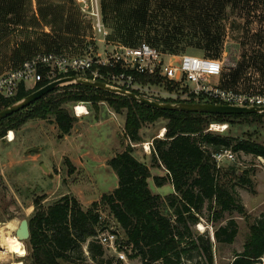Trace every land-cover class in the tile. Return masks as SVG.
Masks as SVG:
<instances>
[{"label":"rangeland","instance_id":"1","mask_svg":"<svg viewBox=\"0 0 264 264\" xmlns=\"http://www.w3.org/2000/svg\"><path fill=\"white\" fill-rule=\"evenodd\" d=\"M102 1L106 39L94 32L89 19L72 0H0V74L37 51L104 53L121 45L147 41L167 57L191 53L221 59L222 86L264 92V0ZM212 81L218 82V77H212ZM151 89V97L156 100L182 99L184 93L183 87L171 81L151 85ZM76 104L66 105L74 113ZM87 106L89 114L77 116L69 134L63 133L53 118H33L7 130L6 134L14 132L13 141L7 140L6 135L0 139V225L16 218L30 219L36 198L48 207L69 194L78 198L84 210L96 203L102 216L99 232L116 230L125 239L124 229L103 196L119 182L109 160L129 144L133 145L134 155L151 170V190L164 197L175 191L168 170L153 157L154 140L165 137L167 119L161 117L145 123L140 129L142 141L132 142L125 132V112L117 113L107 103H102L99 110L89 103ZM212 124L227 125L225 129H212L213 132L264 143V123ZM221 167L235 168L230 173L235 183L241 175H248L255 188L251 192L236 186L248 214L227 213L223 222L233 215L239 225L235 241L215 254V264H229L235 253L243 251L251 223L264 214V158L236 152V160L225 159ZM209 213L206 208L196 229L208 231L213 237L215 228L208 220ZM88 245L85 242L72 251L77 258L72 264H143L139 258L117 261V252L112 248L94 260ZM30 252L21 258L12 255V259L9 256L8 260L0 259V264H11L14 260L31 264Z\"/></svg>","mask_w":264,"mask_h":264},{"label":"trees","instance_id":"2","mask_svg":"<svg viewBox=\"0 0 264 264\" xmlns=\"http://www.w3.org/2000/svg\"><path fill=\"white\" fill-rule=\"evenodd\" d=\"M153 38L160 40L158 36ZM135 75L144 84L169 81L159 75ZM47 82L44 77L35 89ZM32 91L34 89L26 90L22 85L17 95L0 105V110ZM81 101L91 104L95 110L107 103L117 113L125 112V132L132 142L142 141L140 129L145 123L161 117L167 119L165 137L154 140L153 157L168 170L175 191L164 197L151 190V170L134 155L131 144L109 160L119 182L112 192L104 194L103 199L125 231L126 237L120 238V245L128 257L139 258L143 264H215L216 252L225 244H232L239 233L238 221L233 215L223 223L228 218L227 213L248 214L236 186L251 192H255V188L246 174L241 175L237 183L233 182L230 173L235 168L219 167L213 154L232 149L264 158V143L216 133L209 128L215 122L261 124L264 123V112L205 113L160 109L123 94L73 83L57 87L28 107L2 119L0 139L8 129L33 118H53L61 131L69 134L78 117L66 104ZM161 101L179 102L182 99ZM95 205L94 202L93 207L84 210L77 197L65 194L44 207L42 200L36 198L30 218L31 264H72L77 259L72 251L85 242L89 243L94 260L98 255L103 256L106 248L95 238L102 216ZM206 208L210 211L208 220L215 228V239L208 231L196 229ZM263 257L264 214L251 223L243 251L235 253L229 264L261 263Z\"/></svg>","mask_w":264,"mask_h":264},{"label":"built area","instance_id":"3","mask_svg":"<svg viewBox=\"0 0 264 264\" xmlns=\"http://www.w3.org/2000/svg\"><path fill=\"white\" fill-rule=\"evenodd\" d=\"M72 1L80 13L89 19L94 32L104 35L105 38L102 39H106L108 31L103 19L102 0ZM223 70L224 61L221 59L191 53L167 57L163 51L147 41L137 45H121L104 53L72 55L43 50L33 53L20 65L0 74V105L17 95L22 85L26 90H36L37 83L44 77L48 80L47 83H50L69 75H82L92 80L105 81L152 98V84H144L138 80L135 73H139L159 75L183 87L182 101L264 106V92H245L222 86L219 80ZM212 77H218V82H213ZM77 103L74 106L76 116L89 114L87 102ZM80 105L86 108L84 112L79 111ZM219 128L225 129L227 125L210 126V130ZM11 131L5 136L9 141L15 139H12ZM213 156L219 167L225 159L236 160V152L232 149H223ZM95 238L106 249H114L117 252L115 257L121 260L128 258L126 250L120 245V236L116 230L100 231Z\"/></svg>","mask_w":264,"mask_h":264},{"label":"water","instance_id":"4","mask_svg":"<svg viewBox=\"0 0 264 264\" xmlns=\"http://www.w3.org/2000/svg\"><path fill=\"white\" fill-rule=\"evenodd\" d=\"M84 84L91 87L100 88L103 90H108L111 92L123 94L129 96L143 104H146L151 107L160 108V109H176L188 112H207V113H261L264 112V106H236L229 104H221L214 102H188V101H161L152 99L143 95H140L134 91L124 89L122 87L107 83L101 80H92L91 78L82 76V75H69L58 80L52 81L50 83L45 84L44 86L32 91L30 94L25 96L24 98L12 103L11 105L4 107L0 110V121L15 112H18L33 102L37 101L50 91L56 89L59 86H63L65 84ZM15 235L24 242L26 245L27 251H30V219L25 217L21 219L19 227L15 232ZM213 239H215L213 233Z\"/></svg>","mask_w":264,"mask_h":264},{"label":"bare ground","instance_id":"5","mask_svg":"<svg viewBox=\"0 0 264 264\" xmlns=\"http://www.w3.org/2000/svg\"><path fill=\"white\" fill-rule=\"evenodd\" d=\"M78 109L80 112H84L86 108L83 105H80ZM215 125L217 126V124ZM10 135L12 136V139L15 138L13 131H11ZM19 224L20 220L16 218L0 225V259L8 260V256L12 259L14 257L12 255L21 258L27 254L26 245L15 235ZM199 226L203 227V224L200 223ZM11 264H22V262L14 260Z\"/></svg>","mask_w":264,"mask_h":264},{"label":"crops","instance_id":"6","mask_svg":"<svg viewBox=\"0 0 264 264\" xmlns=\"http://www.w3.org/2000/svg\"><path fill=\"white\" fill-rule=\"evenodd\" d=\"M23 60H24V59H23ZM23 60H22V61H23ZM22 61H21V62H22ZM21 62H20V63H21ZM19 65H20V64H19ZM17 66H18V65H17ZM14 67H16V66H14ZM12 68H13V67H12ZM10 69H11V68H10ZM7 71H8V70H7ZM158 193H159V192H158Z\"/></svg>","mask_w":264,"mask_h":264}]
</instances>
